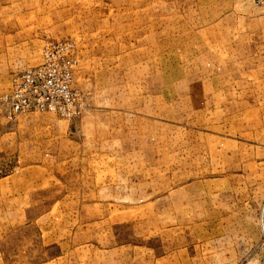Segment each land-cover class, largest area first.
Listing matches in <instances>:
<instances>
[{
    "label": "rangeland",
    "instance_id": "374dc122",
    "mask_svg": "<svg viewBox=\"0 0 264 264\" xmlns=\"http://www.w3.org/2000/svg\"><path fill=\"white\" fill-rule=\"evenodd\" d=\"M66 61L78 117L9 116ZM0 264H264V7L0 0Z\"/></svg>",
    "mask_w": 264,
    "mask_h": 264
},
{
    "label": "built area",
    "instance_id": "2783aa9c",
    "mask_svg": "<svg viewBox=\"0 0 264 264\" xmlns=\"http://www.w3.org/2000/svg\"><path fill=\"white\" fill-rule=\"evenodd\" d=\"M256 2L264 7V0H256ZM15 78L14 98L8 99L12 103L11 106L8 103L9 116L25 112H51L61 118H76L81 114L80 97L69 87L71 81V64L69 62H64V66L59 69L56 76L50 72V67L42 63L36 68L22 71ZM52 82H55L57 86V98L45 90ZM19 96L22 98L21 100L18 99ZM16 101L18 104H15Z\"/></svg>",
    "mask_w": 264,
    "mask_h": 264
},
{
    "label": "crops",
    "instance_id": "0c3cea01",
    "mask_svg": "<svg viewBox=\"0 0 264 264\" xmlns=\"http://www.w3.org/2000/svg\"><path fill=\"white\" fill-rule=\"evenodd\" d=\"M20 130V129H19ZM29 131H30V129H28ZM20 132V131H19ZM238 223V222H237ZM237 226H240V225H237ZM238 228H240V227H238ZM237 234V238H239L240 236H243L244 237V239H246V240H248V238L250 237V236H252V242L253 243H259L260 242V237H261V235H260V230L258 229V227H256L255 226V229L253 230V233L252 234H250L248 231H245V229H243V230H237V232H236ZM245 240V241H246Z\"/></svg>",
    "mask_w": 264,
    "mask_h": 264
}]
</instances>
